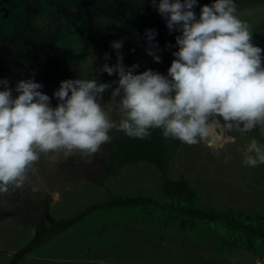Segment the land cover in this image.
<instances>
[{
  "label": "rangeland",
  "instance_id": "rangeland-1",
  "mask_svg": "<svg viewBox=\"0 0 264 264\" xmlns=\"http://www.w3.org/2000/svg\"><path fill=\"white\" fill-rule=\"evenodd\" d=\"M213 2L198 0L197 16L200 7ZM235 4L239 18L250 26L253 44L264 50V0ZM149 29L156 33L152 43L160 63L146 52ZM178 35L169 32L150 0H0V80H10L8 87L14 89L17 81L34 79L54 108L58 102L53 93L64 80L118 79L99 72L103 64L116 63L115 41L123 42L124 66L138 65L134 74L152 70L166 76ZM90 56L95 58L92 65ZM115 86L103 94L102 105ZM110 117L121 118L116 106ZM118 134L110 131V142L89 157L42 153L22 188L0 194V264H264L261 244L234 243L233 233L219 225L182 229L175 222L164 224L159 217L122 213L112 206L117 197L162 199L165 181L181 178L205 209L264 216V164H243L251 139L264 144L259 128L243 133L210 118L207 136L194 145L154 129L166 147L164 168L128 163L106 174L103 165ZM29 243H39L36 262L18 254Z\"/></svg>",
  "mask_w": 264,
  "mask_h": 264
},
{
  "label": "clouds",
  "instance_id": "clouds-1",
  "mask_svg": "<svg viewBox=\"0 0 264 264\" xmlns=\"http://www.w3.org/2000/svg\"><path fill=\"white\" fill-rule=\"evenodd\" d=\"M150 2L169 32L180 33L166 76L152 70L134 74L138 65L124 66L123 42L115 41L116 63L103 64L99 72L118 79L64 80L53 93L58 102L54 108L34 79L18 81L14 89L0 80V194L22 188L42 153L92 156L110 142L113 129L139 139L149 136L150 129H161L165 138L194 145L207 136L210 118L218 117L228 128L264 133V50L253 44L235 0H214L200 7L199 16L194 11L198 0ZM155 35L146 30V52L160 63ZM103 58L108 60V54ZM94 59L90 56L88 63ZM113 84L109 102L102 105ZM113 106L121 116L118 122L110 117ZM243 164H264V144L251 139Z\"/></svg>",
  "mask_w": 264,
  "mask_h": 264
},
{
  "label": "trees",
  "instance_id": "trees-1",
  "mask_svg": "<svg viewBox=\"0 0 264 264\" xmlns=\"http://www.w3.org/2000/svg\"><path fill=\"white\" fill-rule=\"evenodd\" d=\"M118 135L120 138L110 147L109 160L105 161L103 165L106 174L116 173L118 169L123 168L128 163L148 162L155 164L158 168L165 167L167 156L162 153L166 154L164 150L166 147L161 138L154 134V129L150 132V136L144 139L131 138L123 132H119ZM161 146L163 149L160 148ZM164 186L165 192L162 199L139 196L117 197L112 201V206L120 207L119 211L122 213L136 211L142 217H159L164 224L169 221L175 222L182 229L188 228L190 230L198 225H219V228L233 233L232 241L234 243H247L257 247L262 245L264 248V216L254 215L253 218L243 213L205 209L198 203L195 191L190 188L186 180L181 178L166 180ZM35 247L40 248L39 243H32L31 245L29 243L18 254L22 257L29 255V258L32 259L29 261L36 262L40 257L38 254H34ZM22 257L16 260L19 261Z\"/></svg>",
  "mask_w": 264,
  "mask_h": 264
},
{
  "label": "crops",
  "instance_id": "crops-1",
  "mask_svg": "<svg viewBox=\"0 0 264 264\" xmlns=\"http://www.w3.org/2000/svg\"><path fill=\"white\" fill-rule=\"evenodd\" d=\"M93 1H95V0H93ZM96 2H98V1H96ZM98 3H99V2H98ZM98 3H97V4H98ZM83 9H84L85 11H88V9H87V8H84V7H83Z\"/></svg>",
  "mask_w": 264,
  "mask_h": 264
},
{
  "label": "flooded vegetation",
  "instance_id": "flooded-vegetation-1",
  "mask_svg": "<svg viewBox=\"0 0 264 264\" xmlns=\"http://www.w3.org/2000/svg\"><path fill=\"white\" fill-rule=\"evenodd\" d=\"M253 41H255L254 39H253ZM4 90V89H3Z\"/></svg>",
  "mask_w": 264,
  "mask_h": 264
}]
</instances>
